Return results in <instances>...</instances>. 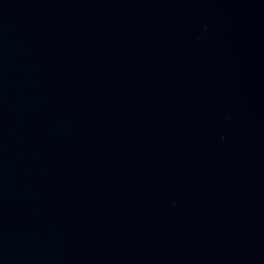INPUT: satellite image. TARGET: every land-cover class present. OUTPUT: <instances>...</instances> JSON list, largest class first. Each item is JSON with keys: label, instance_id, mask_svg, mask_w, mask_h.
I'll list each match as a JSON object with an SVG mask.
<instances>
[{"label": "water", "instance_id": "1", "mask_svg": "<svg viewBox=\"0 0 264 264\" xmlns=\"http://www.w3.org/2000/svg\"><path fill=\"white\" fill-rule=\"evenodd\" d=\"M0 264H264V0H0Z\"/></svg>", "mask_w": 264, "mask_h": 264}]
</instances>
